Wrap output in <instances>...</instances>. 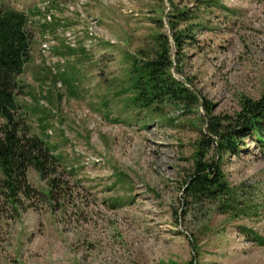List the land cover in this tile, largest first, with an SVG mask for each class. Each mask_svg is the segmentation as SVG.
I'll return each mask as SVG.
<instances>
[{"label":"rangeland","instance_id":"1","mask_svg":"<svg viewBox=\"0 0 264 264\" xmlns=\"http://www.w3.org/2000/svg\"><path fill=\"white\" fill-rule=\"evenodd\" d=\"M1 2L28 16L17 100L60 160L52 195L18 209L0 198V264H264V149L250 134L219 153L204 104L227 122L244 96L263 94L264 0ZM174 24L193 37L173 71L199 101L138 107L133 61L161 33L176 53ZM199 157L221 160L224 193L188 195ZM27 178L49 189L33 167Z\"/></svg>","mask_w":264,"mask_h":264},{"label":"trees","instance_id":"2","mask_svg":"<svg viewBox=\"0 0 264 264\" xmlns=\"http://www.w3.org/2000/svg\"><path fill=\"white\" fill-rule=\"evenodd\" d=\"M186 13L183 11L181 14ZM27 21L26 13L0 3V198L15 209L21 207L24 199H42L52 195L58 184L57 167L60 160L52 144L29 131L26 116L17 100V95L22 91L19 75L31 56L32 33ZM174 27L176 53L173 52L170 36L161 33L154 53L133 61L132 101L138 107L155 109L166 101L191 104L199 101L189 85L173 71L181 48L193 34L187 28L179 29L175 24ZM204 104L208 110L209 129L218 136L219 153L240 150L244 137L250 134L255 135L264 149V92L259 98L244 96L242 109L236 116H225L227 122L212 113L209 100H205ZM211 139L214 140L211 137L203 140V157L208 152ZM29 167L47 179V191L36 189L28 181ZM224 178L221 160H203L199 157L187 184L188 195L201 199L222 194L225 192ZM259 237L264 241L262 236Z\"/></svg>","mask_w":264,"mask_h":264},{"label":"built area","instance_id":"3","mask_svg":"<svg viewBox=\"0 0 264 264\" xmlns=\"http://www.w3.org/2000/svg\"><path fill=\"white\" fill-rule=\"evenodd\" d=\"M48 4V3H43V5ZM41 7V5H40ZM40 14L38 15L40 17V20L44 23L46 21H49L52 19V12L50 10H45V9H40ZM71 39V38H69ZM71 43L73 42L72 40H69ZM48 36H45V39L43 40V42L41 43V50L42 52L46 51L48 49ZM64 60L61 58V60H58V68H62L63 66ZM60 83V82H59Z\"/></svg>","mask_w":264,"mask_h":264}]
</instances>
